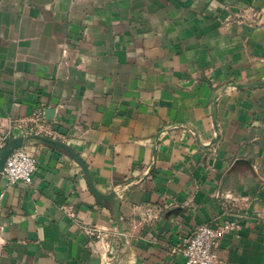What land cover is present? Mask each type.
I'll return each instance as SVG.
<instances>
[{"label":"crops","instance_id":"obj_1","mask_svg":"<svg viewBox=\"0 0 264 264\" xmlns=\"http://www.w3.org/2000/svg\"><path fill=\"white\" fill-rule=\"evenodd\" d=\"M0 134L39 161L0 264H184L234 219L220 259L264 264V0H0Z\"/></svg>","mask_w":264,"mask_h":264},{"label":"built area","instance_id":"obj_2","mask_svg":"<svg viewBox=\"0 0 264 264\" xmlns=\"http://www.w3.org/2000/svg\"><path fill=\"white\" fill-rule=\"evenodd\" d=\"M32 126L29 128L30 135L40 136L47 133L44 111L40 110L32 119ZM9 137L0 134V152L5 148ZM39 167L38 159L29 154L25 145L14 149L5 160L0 174L6 180L8 186L31 185L33 176ZM124 188L117 191L118 196H123ZM5 193L0 192V204L4 199ZM1 206V205H0ZM153 217V211L147 210L144 220ZM241 224L239 219L226 220L223 223H209L199 226L191 234L180 236L173 246L172 253L181 255L184 264H227L218 255V248L222 239L229 234H236L240 231ZM5 231L4 225L0 222V237ZM88 233L92 236L100 237V229H89ZM123 235V232L121 233Z\"/></svg>","mask_w":264,"mask_h":264},{"label":"water","instance_id":"obj_3","mask_svg":"<svg viewBox=\"0 0 264 264\" xmlns=\"http://www.w3.org/2000/svg\"><path fill=\"white\" fill-rule=\"evenodd\" d=\"M35 137L38 138V139H42L40 136H35ZM23 145H24V139L23 138L9 139L8 140L5 148L0 152V172L2 171V168L4 166L5 160L11 154V152L14 149H16L18 147H21ZM79 162L85 168V170L87 171V168H86L85 164L81 160H79ZM93 191L96 194V196L100 197V195L95 190H93ZM121 233H122V230H121Z\"/></svg>","mask_w":264,"mask_h":264}]
</instances>
